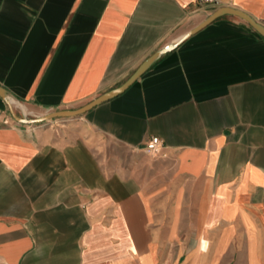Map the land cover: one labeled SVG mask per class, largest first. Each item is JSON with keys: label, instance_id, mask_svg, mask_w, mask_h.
I'll list each match as a JSON object with an SVG mask.
<instances>
[{"label": "crops", "instance_id": "0c3cea01", "mask_svg": "<svg viewBox=\"0 0 264 264\" xmlns=\"http://www.w3.org/2000/svg\"><path fill=\"white\" fill-rule=\"evenodd\" d=\"M218 1L0 0V86L76 109L220 7L264 24ZM0 264H264V38L220 16L61 120L0 98Z\"/></svg>", "mask_w": 264, "mask_h": 264}, {"label": "water", "instance_id": "95a60500", "mask_svg": "<svg viewBox=\"0 0 264 264\" xmlns=\"http://www.w3.org/2000/svg\"><path fill=\"white\" fill-rule=\"evenodd\" d=\"M224 15H232L239 17L246 21L259 35H261L264 38V24L257 22L252 17H250L247 13L231 8V7H220L214 12H212L207 18H205L201 23L193 27L191 30H189L186 34H184L181 38L178 40H175L161 49L154 52L152 55L147 57L135 70L134 72L119 86H117L114 89H111L107 92H104L100 94L99 96L95 97L88 103L84 104L83 106L76 108V109H65V110H57V111H51L43 116H39L36 118L28 119L24 117H18L13 110L10 107V101L8 98V94L6 90L0 86V98L4 100V102L8 105L10 108V113L12 114V117L19 123L24 124H30V123H41L48 120H51L53 118H65V117H73L78 116L89 109L95 107L96 105H99L105 101H108L109 99L116 97L117 95L121 94L123 91H125L133 82H135L149 67L150 65L160 56L164 55L165 53L173 50L176 48L183 40L188 38L190 35L194 34L216 18Z\"/></svg>", "mask_w": 264, "mask_h": 264}, {"label": "built area", "instance_id": "2783aa9c", "mask_svg": "<svg viewBox=\"0 0 264 264\" xmlns=\"http://www.w3.org/2000/svg\"><path fill=\"white\" fill-rule=\"evenodd\" d=\"M201 1H204L209 4H213V5H219L218 0H201ZM161 148H162L161 140L156 136H152L145 145L146 151L152 154H156L160 152Z\"/></svg>", "mask_w": 264, "mask_h": 264}, {"label": "rangeland", "instance_id": "374dc122", "mask_svg": "<svg viewBox=\"0 0 264 264\" xmlns=\"http://www.w3.org/2000/svg\"><path fill=\"white\" fill-rule=\"evenodd\" d=\"M65 118H69V117H65ZM52 120H61V118H53ZM56 126L58 127V128H60L61 127V125L60 124H56Z\"/></svg>", "mask_w": 264, "mask_h": 264}]
</instances>
